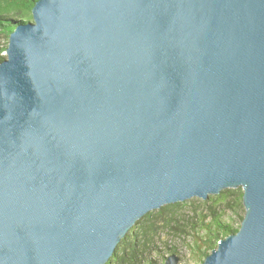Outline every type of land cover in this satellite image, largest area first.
Here are the masks:
<instances>
[{
	"label": "water",
	"instance_id": "1",
	"mask_svg": "<svg viewBox=\"0 0 264 264\" xmlns=\"http://www.w3.org/2000/svg\"><path fill=\"white\" fill-rule=\"evenodd\" d=\"M31 16L0 62V264H106L148 212L239 187L240 226L201 264H264V0Z\"/></svg>",
	"mask_w": 264,
	"mask_h": 264
},
{
	"label": "trees",
	"instance_id": "2",
	"mask_svg": "<svg viewBox=\"0 0 264 264\" xmlns=\"http://www.w3.org/2000/svg\"><path fill=\"white\" fill-rule=\"evenodd\" d=\"M36 0H0V62L5 58L2 53L7 46L8 35L12 30V22L15 20L28 21L32 19L31 9ZM2 39H5L4 41ZM179 202L165 205L164 210L176 208ZM184 205V204H182ZM202 210L197 212L196 217L187 219L183 223L173 225L179 233L189 232L192 238V249L198 255L200 264L207 254L214 249L219 239L228 233L236 232L239 228L233 227V217L242 220L239 215L242 210V190L241 188H226L216 195L209 196L201 202ZM188 206H193L188 203ZM160 211L148 212L131 227L127 234L118 243L115 252L106 264H152L148 255L152 252L156 243L155 219ZM176 219L171 217L164 219L163 227H171V221ZM136 245L139 248H136ZM175 252V248L170 249Z\"/></svg>",
	"mask_w": 264,
	"mask_h": 264
},
{
	"label": "rangeland",
	"instance_id": "3",
	"mask_svg": "<svg viewBox=\"0 0 264 264\" xmlns=\"http://www.w3.org/2000/svg\"><path fill=\"white\" fill-rule=\"evenodd\" d=\"M3 41L5 39H2ZM5 56V52L2 53ZM240 188V187H239ZM203 199L193 197L191 199L185 200L183 202H179L180 205L176 208H170L168 210H164L162 206L158 209L152 210L153 212L160 211V214L155 219L156 228V243L155 247L152 249V252L148 255V259L152 261V264H164L165 258L169 256L171 253H175L178 256V261L176 264H200L198 255L194 249H192V238L189 232L179 233L174 229L173 225L176 223H183L187 219H190L195 216L194 209L197 212L201 211L202 205L201 202ZM188 203H192L193 206H188ZM184 204V205H182ZM244 207L240 210L239 215H244ZM171 217H175L176 219L170 222L171 227H163L164 219H169ZM196 217H194L195 219ZM233 227L240 226V219L237 217H233ZM175 248V252H171V248ZM136 248L139 246L136 245Z\"/></svg>",
	"mask_w": 264,
	"mask_h": 264
}]
</instances>
